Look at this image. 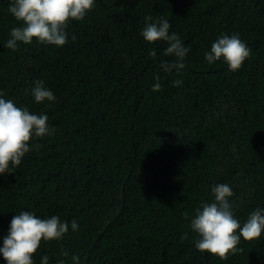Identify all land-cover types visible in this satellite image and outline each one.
<instances>
[{"label": "trees", "instance_id": "16d2710c", "mask_svg": "<svg viewBox=\"0 0 264 264\" xmlns=\"http://www.w3.org/2000/svg\"><path fill=\"white\" fill-rule=\"evenodd\" d=\"M9 2L0 0V93L46 114L55 131L33 136L20 165L0 174V243L12 217L30 211L69 223L62 239L41 241L34 264L44 255L48 264L73 255L82 264H264V232L221 260L195 248L189 226L219 183L232 188L241 224L264 209V0H95L69 22L65 45L33 39L16 50L5 46L19 26ZM146 16L167 20L190 49L179 72L161 68L175 61L167 42L143 39ZM221 34L251 50L237 71L204 58ZM36 80L54 101H34Z\"/></svg>", "mask_w": 264, "mask_h": 264}, {"label": "clouds", "instance_id": "9594fccd", "mask_svg": "<svg viewBox=\"0 0 264 264\" xmlns=\"http://www.w3.org/2000/svg\"><path fill=\"white\" fill-rule=\"evenodd\" d=\"M95 6V0H10L8 12L19 22V26L10 30V38L6 47L18 48V42L31 44L33 39L46 45L63 46L68 42L66 31L71 20L81 21ZM151 16L145 17V27L141 31L143 39L148 43L165 41L168 46L164 55L175 57L174 62H161L164 72L175 69L179 72L185 67L184 60L190 49L186 47L176 33H169L167 20L149 22ZM76 36L72 35L75 41ZM156 55V50L149 52ZM251 55V50L240 38L239 34H221L205 53V60L212 64L222 60L229 71L239 70L244 61ZM152 90L160 91V77H154ZM182 80L173 81L179 86ZM31 95L36 103L45 100L54 101V93L44 86L42 80L34 81ZM0 93V174H8L10 166L18 167L22 158L30 151L29 142L35 137H44L54 133L48 123L46 114H33L26 107H18L11 99L2 98ZM172 131V130H169ZM214 196L211 202H202L194 210L190 228L198 238L195 248L200 252H208L221 260H227L230 254L242 251L238 247L241 238L245 241L259 239L264 232V209L252 211L243 224L235 218L233 204L229 198L234 195L227 183H219L211 187ZM187 219V215L185 217ZM71 230L77 231L76 220L71 221ZM69 231V223L61 221L56 215L40 218L30 211H21L12 217L8 233L2 237L0 256L6 264H34L33 255L40 247L41 241L60 240ZM185 233L181 239H186ZM67 257L68 253L62 252ZM73 264H82L79 255L71 257ZM49 257L44 255L41 264H48ZM59 264H65L60 261Z\"/></svg>", "mask_w": 264, "mask_h": 264}]
</instances>
